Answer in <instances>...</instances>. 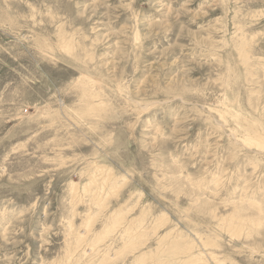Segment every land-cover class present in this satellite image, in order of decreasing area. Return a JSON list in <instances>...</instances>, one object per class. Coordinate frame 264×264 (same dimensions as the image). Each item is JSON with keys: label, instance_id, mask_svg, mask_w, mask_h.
I'll use <instances>...</instances> for the list:
<instances>
[{"label": "rangeland", "instance_id": "obj_1", "mask_svg": "<svg viewBox=\"0 0 264 264\" xmlns=\"http://www.w3.org/2000/svg\"><path fill=\"white\" fill-rule=\"evenodd\" d=\"M0 264H264V0H0Z\"/></svg>", "mask_w": 264, "mask_h": 264}, {"label": "bare ground", "instance_id": "obj_2", "mask_svg": "<svg viewBox=\"0 0 264 264\" xmlns=\"http://www.w3.org/2000/svg\"><path fill=\"white\" fill-rule=\"evenodd\" d=\"M98 91V90H97ZM88 93V92H87ZM90 99V98H89ZM96 104V103H95ZM105 105V104H104ZM95 106V105H94ZM94 108V107H93ZM92 110V109H91ZM69 119V118H68Z\"/></svg>", "mask_w": 264, "mask_h": 264}]
</instances>
